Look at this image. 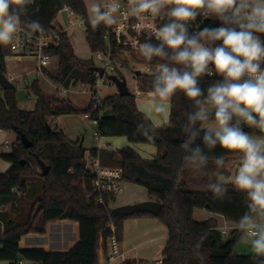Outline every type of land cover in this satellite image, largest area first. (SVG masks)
<instances>
[{"label": "trees", "instance_id": "16d2710c", "mask_svg": "<svg viewBox=\"0 0 264 264\" xmlns=\"http://www.w3.org/2000/svg\"><path fill=\"white\" fill-rule=\"evenodd\" d=\"M65 6L70 7L86 22V40L92 53H110L119 55L133 49L117 41L116 31L108 26L93 27L88 20L87 6L84 0H35L28 6L27 15L22 19H39L44 25L41 36L60 29L56 23L58 14ZM165 22V21H164ZM219 21H206L203 27L218 26ZM109 32L110 39H105ZM146 36V35H145ZM145 36L133 37L135 41H143ZM126 40L125 38L123 41ZM155 42V41H154ZM221 43V42H217ZM47 54L59 62V73L52 77L54 85L71 89L78 85L92 88L95 82L94 63L78 58L68 35L62 36L61 43L52 47ZM14 56L10 45H0V69L5 75L6 59ZM157 64L161 61L156 58ZM264 67V66H263ZM48 75L49 73L46 72ZM153 75L141 74L137 77L139 91L148 94L151 90ZM219 76L201 78L200 86L205 90ZM31 90L36 98L33 110H21L16 99V88L12 91L0 90V131H11L17 135V141L10 154L2 159L11 164V168L0 173V202L12 198L19 192L27 193L30 181L38 178L44 182L43 225L38 227L32 218L27 223L16 224L6 222V230L0 237V263L17 264L21 259L33 264H99L101 249L112 235L108 229L110 224L116 228V236L123 241L124 222L131 218H155L161 221L168 230V242L163 252V264H201L197 253L205 257L204 264H260L253 260V255H237L236 249L243 234L236 228L228 237L219 230L217 219L211 218L203 222L195 219V211H207L215 216L223 217L227 223L236 227V221L246 211V197L229 186L228 199H216L207 190L204 192L184 191L182 176L187 167L186 155L180 148L185 138L182 125L187 122L186 113L192 111L191 101L183 93L177 92L171 99V123L158 127L155 142L148 141L140 133L139 124H153L150 117L141 112L136 103V96L120 97L114 95L103 100V114L97 127L100 137L127 138L131 144H144L156 147L157 157L154 161H146L130 148L115 151H91L106 167L122 169L125 181L143 187L149 200L163 204L160 214H139L134 217H114L112 210L96 204L92 192V177L86 171V149L81 142H74L58 128L53 127L55 119L77 115L79 110L70 103L46 97L38 82ZM90 106L84 112H89ZM213 122L214 121H208ZM207 123V122H205ZM50 126L51 130H48ZM252 135H262L259 130L243 126ZM25 136L32 143L26 149L21 143ZM197 143H202L197 140ZM208 161L223 155L225 160L239 159V153L230 152L217 146L215 149H204ZM40 162L50 172L42 176ZM14 190L16 192H14ZM108 200H106V204ZM58 221H70L79 224V241L68 252H46L43 249L20 248L22 238L30 234L46 235L49 224ZM26 240L22 241L25 245ZM200 244V248L195 246ZM127 264H148L144 262H128Z\"/></svg>", "mask_w": 264, "mask_h": 264}, {"label": "clouds", "instance_id": "9594fccd", "mask_svg": "<svg viewBox=\"0 0 264 264\" xmlns=\"http://www.w3.org/2000/svg\"><path fill=\"white\" fill-rule=\"evenodd\" d=\"M35 0H0V45H13L17 34L43 33L39 19H22ZM128 15L138 21L145 14L160 17L159 26L143 22L134 27L147 32L136 42L146 61L159 58L151 90V110L163 113L171 123L172 97L177 92L191 101L192 111L182 125L185 135L180 148L184 160L195 169L207 166L204 149L217 146L239 153L232 175L220 176L207 185L216 199H228L229 185L246 199V211L236 221L251 245L252 259L264 264V135L254 136L243 126L264 133V0H128ZM119 0L91 4L89 23L93 27L117 25ZM213 18L218 26L200 27L197 18ZM119 31V27L117 28ZM155 41V42H154ZM221 42V43H217ZM219 76L207 89L201 78ZM214 121L212 124L205 122ZM141 135L155 142L158 125H138ZM200 140L202 143H197ZM218 168L223 155L213 157ZM200 248L198 243L195 246ZM201 264L205 257L197 253Z\"/></svg>", "mask_w": 264, "mask_h": 264}, {"label": "rangeland", "instance_id": "374dc122", "mask_svg": "<svg viewBox=\"0 0 264 264\" xmlns=\"http://www.w3.org/2000/svg\"><path fill=\"white\" fill-rule=\"evenodd\" d=\"M87 6V14L88 20L90 16V8L91 4L94 2L102 3V0H84ZM166 11V10H165ZM68 13L61 11L56 19V23L61 25L63 28H68ZM68 37L71 41V44L75 48V52L77 56L85 61H92L96 68H102L101 62L96 58V54L92 53L86 40V26L80 29H69L67 30ZM125 63V70L121 74V78L126 80L128 91L136 96L139 90L136 72H140L144 75H153L156 67L158 66L156 62V58L153 61H146L138 51H129L123 52L121 57H119ZM36 61L33 59L20 58V57H9L7 59V72L13 73L16 78L18 85H15L16 88V99L18 106L21 110L30 111L35 108L37 98L35 94L28 89V86H32L35 82H38L40 89L46 97L56 99L61 102L70 103L74 108L80 111L77 115H68L59 117L56 122H53V127L62 130L70 139L73 141L80 140L82 142L83 148L86 149V160L90 162L93 158L91 151L93 149H97L100 146L108 147L105 142L108 139H117V143L120 139L123 138H105V137H95V133L97 132V127L93 124L92 120L85 117L84 110L88 107L90 96L85 93H81L80 85L71 88L69 93H63L62 95H58V91L52 83L51 79L45 75V73H38L35 71ZM47 72L52 76L56 77L59 73V62L56 58L51 60V65L47 69ZM108 84V83H107ZM118 93V90L114 84H108L103 86L101 89V97L102 99H106ZM136 103L140 109L147 108V111L156 113L151 110V99L147 94H142V96L136 97ZM171 104V101H170ZM212 124V123H211ZM258 130V129H257ZM260 131V130H259ZM260 133H262L260 131ZM5 135L7 137V141L9 144L4 147H0V173L5 171V167H8V162L2 159L3 155L10 154L13 150V146L17 141V135L11 131H5ZM264 135V133H262ZM259 136V135H254ZM3 133H0V142L3 140ZM122 141V140H121ZM125 141V140H124ZM116 143V144H117ZM105 144V145H104ZM115 144V145H116ZM115 145H112L110 149H114ZM139 144H132L130 149H134L133 151L139 152L137 148H139ZM143 147H149V145H144ZM124 148V147H123ZM121 148V149H123ZM126 148V147H125ZM140 153V152H139ZM236 170V169H235ZM234 170V172H235ZM233 172V173H234ZM232 173V174H233ZM207 187H204V190H207ZM187 190V189H186ZM203 190V191H204ZM44 193V182L41 179H34L29 183V189L27 193L19 192L14 195L12 198L3 199L0 202V219L5 223L7 221H14L16 224H24L27 223L29 217L32 218L35 214L36 209L39 205L42 206L38 215L33 220L35 225L41 227L43 225V204L41 203V199ZM147 191L140 186L133 184H126V191L124 194L120 195L117 199L118 204H121L124 199L131 197L136 198H146ZM195 219L198 222L205 221V214L201 210L195 211ZM133 218L131 221H135ZM142 219V218H139ZM155 219V218H153ZM128 220V219H127ZM126 221V220H125ZM158 223H161L163 227L165 225L156 219ZM225 222L223 223V225ZM59 223L54 222L48 225L46 235L40 234H30L26 236L27 239L32 238V242H42V243H56L58 239L55 236L56 231L58 229ZM132 227H135L136 223L133 222ZM226 225L231 228V232L233 229V225L230 223H226ZM131 229V228H130ZM133 229V228H132ZM134 230V229H133ZM37 235V236H36ZM151 236V235H150ZM40 240H38V239ZM71 239L73 236L70 237ZM70 239V240H71ZM143 239H141L142 241ZM73 239L69 241L67 244H71ZM67 244L57 245L56 248L63 250ZM166 243L165 241L158 240L155 243L150 245H142V247L138 248V252L144 254V256H149L152 254H157V259L148 262L149 264H155L157 261L163 259V250L165 249ZM237 255H253L251 251V245L248 242L247 238L243 235L238 243V247L236 249ZM150 258V257H149ZM129 260V257H128ZM0 264H8L7 262H1Z\"/></svg>", "mask_w": 264, "mask_h": 264}, {"label": "built area", "instance_id": "2783aa9c", "mask_svg": "<svg viewBox=\"0 0 264 264\" xmlns=\"http://www.w3.org/2000/svg\"><path fill=\"white\" fill-rule=\"evenodd\" d=\"M111 0H102L101 4L110 3ZM121 9L120 12L116 14L118 24L113 26H108L109 29H113L117 34V41L121 44L130 46L133 50L137 51L136 42L133 37H139L147 35V32H137L135 30V25L139 22H143L148 25L159 26L165 21L164 16L166 11L162 13L160 17H152L151 15L145 14V19L143 21H138L135 17L129 16L128 13V0H119ZM68 13V25L69 27L83 28L86 25L84 19L80 18L70 7L65 6L62 10ZM200 23V27L208 20H217L209 17L202 18L198 17L197 22ZM119 27V31L117 28ZM65 34L64 30L59 29L57 31L53 30L47 34L38 36L36 34L29 35L27 32H20L17 34L16 40L13 45H10L11 50L15 56L20 58L33 59L36 61L35 71L38 73H43L46 69L50 67L52 58L47 54V51L52 47H57L61 43L62 36ZM126 39L123 41V39ZM105 39L109 41L110 34L106 33ZM114 56L110 53L99 52L96 54V58L101 62L102 69H104V75L100 76L99 73L94 72L95 82L92 88L88 89L91 96L90 111L87 112L86 118L92 120L93 124L98 127L99 121L103 114V99L101 97V89L103 86L112 84L109 77L116 76L120 79L122 72L125 70V66L118 64L114 60ZM264 65H262L263 67ZM6 78L14 85H18L16 76L8 72ZM108 83V84H107ZM0 90L3 91L0 86ZM137 96H142V93L138 90ZM3 133L4 139L0 142V146L4 147L9 144L7 141L5 131H0ZM95 137L99 138L98 132L95 133ZM1 162V158H0ZM86 171L92 177V192L91 196L96 204L106 206L107 210H113L115 208V203L118 197L125 193L126 184L124 178V172L122 169L106 167L100 163L98 157H93L90 162H87ZM14 192H16L14 190ZM106 200L108 203L106 204ZM225 224L219 228L224 237H228L231 232V228ZM108 229L112 231L111 237L106 241L102 242L105 244L106 250L101 249V257L99 264H127L126 255L121 250L120 241L116 236V228L113 224L108 226ZM6 230V223L0 219V237L4 235ZM234 230V229H232ZM2 247V242L0 240V249ZM17 264H33L27 262L23 259L18 261ZM156 264H163V260L158 261Z\"/></svg>", "mask_w": 264, "mask_h": 264}, {"label": "crops", "instance_id": "0c3cea01", "mask_svg": "<svg viewBox=\"0 0 264 264\" xmlns=\"http://www.w3.org/2000/svg\"><path fill=\"white\" fill-rule=\"evenodd\" d=\"M59 27H60V29L64 30V32L66 34L68 32L67 30H69V29H80L78 27H69V25H68L67 29L63 28L61 25H59ZM73 48H74V46H73ZM74 51H75V48H74ZM75 54H76V52H75ZM121 55H122V53L119 55H115L114 60L116 63L125 66V63H123V60H121L119 58V57H121ZM76 56H77V54H76ZM12 57H16V56L14 55ZM7 59H6V69H7ZM46 72H47V69L43 73H45V75L48 76L49 79H51L50 78L51 75L50 74L48 75ZM54 86L57 89L59 96L62 95L63 93H69L71 91V89H64L63 87L58 86V85H54ZM28 88H29V86H28ZM80 88L82 90L81 91L82 94L87 93L90 96L88 89H84L82 86H80ZM142 94H144V93H142ZM115 95H119V93H117ZM147 96H148V94H147ZM90 102H91V96H90V101H89V105L87 108H89ZM146 109H147L146 107H145V109L139 108V110L141 112L147 114L150 117L153 124L158 125L159 127H163V126L168 124V118L163 113H153V112L147 111ZM86 114H87V112H86ZM86 114H85V117H86ZM57 119H55L54 122H56ZM211 123H213V122H207V123H205V126L207 124H211ZM122 138L123 139H120V141L118 143H117V139H108L105 142V144L108 147H104L102 145V146L98 147L97 149L99 151H114V149H110V148L112 147V145H115L116 143L117 144L115 145V150H120L123 147L124 148L125 147L126 148L132 147V144L127 140V138H124V137H122ZM70 140H72V139H70ZM77 141L81 142L80 140H77ZM77 141H74V142H77ZM81 144H82V142H81ZM139 146H141V147L137 148V150L140 153L139 152H137V153L142 157V159H144L146 161H154L156 159L157 154H158V150L156 147H153V146L143 147V144H139ZM238 164H239V159H237V158L234 160H225V166L223 168H218L217 165L215 164V162H211V161H208L207 166L203 167L201 169H195L192 166L187 164V167H186V169L183 173V176H182V189L184 191H187V192L192 191V192H199V193L207 191L208 189L204 190V187H207L208 184L217 181L220 176L232 175L234 170L238 167ZM5 168L6 169L4 172H7L11 168V164L9 163L8 167H5ZM229 186H231V185H229ZM146 201H149L148 195L146 198H136V197L130 196L129 198L124 199V201L121 204H118V202L116 201L115 208L126 206V205H134V204L142 203V202H146ZM202 212L205 214V220L215 218V219H217V221L219 223V228H221V226H223V223H224L223 217L215 216L214 214L209 213L207 211H202ZM131 219H133V218H131ZM131 219H128L124 222L123 241L120 243L121 250L126 255V261L148 263L152 260L157 259V257H158L157 254L144 256V254L139 253L137 249L142 247V245H150L152 243L157 242L158 240L165 241V243L167 245L168 230H167L166 226L163 227V225H161V223H158V221H156V219L149 218V217H146V218L144 217L142 219H139V218L134 219L135 221H131ZM133 222L136 223L135 227H132V225H131ZM57 223H59V225H58V229L55 233L56 234L55 236L58 237V239L56 241H54L56 243L52 242L50 244H47V243H42V242H32V238L27 239L25 236L22 238V241L26 240L25 245H22V241H21L19 244L20 248L22 250H25V249H43L46 252H68L79 241V224L76 222H70V221H58ZM235 228L236 227L233 225L234 230H235ZM71 236H73V238H72L73 242H71V244H67L69 241L72 240L70 238ZM36 239H38V238H36ZM141 239H143V240L141 241ZM38 240H40V239H38ZM63 243L67 244V246L63 250L56 248L57 245H61ZM164 250H163V252H164ZM100 254L102 255L101 251H100ZM128 257H129V260H128ZM161 260H163V259H161ZM161 260H159V261H161Z\"/></svg>", "mask_w": 264, "mask_h": 264}, {"label": "water", "instance_id": "95a60500", "mask_svg": "<svg viewBox=\"0 0 264 264\" xmlns=\"http://www.w3.org/2000/svg\"><path fill=\"white\" fill-rule=\"evenodd\" d=\"M92 71L99 73L100 76L104 75V69L102 68L94 67L92 68ZM140 75H141L140 72H136L137 77ZM109 80L111 81L112 84L116 86L120 97H128L131 95V93L127 89V83L124 78L120 79L116 76H111L109 77ZM0 86L2 87L4 91H12L15 88L14 85L6 78L5 74L2 73L1 69H0ZM48 130L49 131L51 130L50 126H48ZM21 143L26 149H30L32 147V143H30L25 136H21ZM40 166L42 169V176L43 177L47 176L50 172V169L42 162H40ZM41 208L42 206L39 205L35 211L33 220L36 218ZM162 208H163L162 203L158 201L149 200V201L137 203L134 205L116 207L112 210V215L114 217L130 218V217H134L139 214H151L157 217L160 214Z\"/></svg>", "mask_w": 264, "mask_h": 264}]
</instances>
